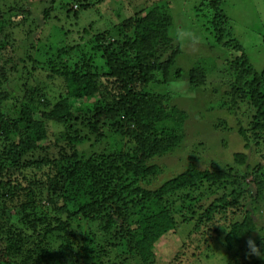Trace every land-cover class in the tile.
<instances>
[{"label": "trees", "instance_id": "16d2710c", "mask_svg": "<svg viewBox=\"0 0 264 264\" xmlns=\"http://www.w3.org/2000/svg\"><path fill=\"white\" fill-rule=\"evenodd\" d=\"M75 1L89 8L104 0ZM168 8V1L157 0L115 25L114 33L96 31L78 46L75 61L68 58L75 48L69 46L47 56L44 67L30 55L19 57L62 83L51 99L31 86L22 98L14 99L20 104L14 117L4 110L8 77L0 66V264H108V246H125L119 264H155L164 239L183 222L192 225L187 233L195 243L194 249L190 244L192 256L199 242L210 238L211 225L227 210L238 209L245 210L243 220L212 229L224 234V245L234 258L228 264L261 263L259 256L250 254L245 239L256 228L243 202L241 178L247 172L191 163L153 187L161 167L151 161L173 153L183 142L188 115L170 105L167 94L151 92L147 86L185 76L191 88H200L215 67L209 61L205 67L201 60L188 71L174 66L180 50L172 43ZM3 9L0 6V36L6 43L0 46L5 47L11 31L5 30ZM196 11L207 19L217 45L235 53L224 54L217 74L227 80L212 94L231 115L240 103L253 111L248 125L237 123V132L262 158L264 173V67L257 72L231 36L222 0H198ZM43 17L49 14L43 12ZM82 33L90 34L87 28ZM11 70L18 71L17 65ZM50 123L63 127L53 144L48 140ZM90 137L95 143L99 137L109 142L101 150H80ZM242 160L243 155L235 162ZM257 185L263 187L261 182ZM74 227L82 232L79 238ZM60 234L67 239L55 247L51 239ZM252 241L259 248L264 239ZM183 247L171 256L174 264H180L179 257L187 258ZM194 261L202 263L201 258Z\"/></svg>", "mask_w": 264, "mask_h": 264}, {"label": "rangeland", "instance_id": "374dc122", "mask_svg": "<svg viewBox=\"0 0 264 264\" xmlns=\"http://www.w3.org/2000/svg\"><path fill=\"white\" fill-rule=\"evenodd\" d=\"M155 1L157 0H104L93 7L80 8L75 0H0V6L4 8V20L7 21L5 30L12 32H9L10 42L5 47L0 46V66L5 67L8 77L4 90L9 98H4V110L9 112V116H17L20 104L14 99L22 98L31 86L41 89V92L46 93L51 99L57 95L62 83L58 78H50L49 72L34 70L28 60L20 62L19 57L30 55L38 61L39 67H44L47 56L56 54L57 49L62 46H69L75 48H72L68 58L75 61L80 51L78 46H82L91 34L99 30L114 33L115 25L132 15L136 9L147 7ZM166 1L169 2L168 9L172 17L170 36L173 45H177L180 50L174 66L188 71L194 63L201 60L205 61V67L207 61L213 62L216 70L208 71L205 86L202 85L200 88H191L185 82V76L182 80L156 82L147 86L146 90L167 94L170 97V105L177 106L188 115L184 124L183 142L173 153L161 158L154 157L151 161L161 167V173L154 179L153 187L185 170L191 163L198 168L214 167L234 171L233 173L247 172L245 177L241 178L245 187L243 202L254 216L256 228L245 239H264V173L260 169L263 160L255 152L253 145L245 146L244 140L237 132L239 126L237 123L241 121L239 124L248 125L253 111H250L248 105L240 103L237 113L231 115L219 106V98L212 94L215 87H221L222 80H227V77L217 74L224 65L223 60L226 58L224 54L235 53L217 45L213 32L206 22L207 19L196 11L198 0ZM75 4L77 17H74ZM222 9L228 17L231 36L238 40L254 69L260 72L264 67V0H222ZM43 12L48 13L49 17L44 19ZM83 28L89 29L90 34H83ZM2 41L6 43V38L0 36V42ZM12 65H17L18 71H12ZM221 119H225L227 125ZM62 129L60 124H49L50 143L59 139ZM90 139V142L83 141L79 145L80 150H101L105 147L103 143L109 142V139L104 141L101 137L97 143L92 137ZM92 144L94 147H90ZM52 151L53 147L50 152ZM241 155L244 160L235 162L236 157L241 159ZM260 182L262 188L257 185ZM48 211L51 215L54 214L51 209ZM128 214L131 218L130 211ZM245 216L244 209H238L234 213L227 210L220 221L211 225L210 238L202 239L192 256L190 244L194 249L195 243L187 239V233L192 225L183 222L181 227L164 239L161 249L157 251L155 264H174L170 261L171 256L179 251L183 244L187 258H177L180 264L188 261V264H228L229 261H234L232 252L224 245V234H218L212 228L229 221H241ZM76 225L75 223L74 226ZM74 232L78 238L82 234L76 227ZM66 239L62 234L55 235L51 239L52 245L56 247ZM108 248L110 252L105 261L108 264H119L121 262L119 256H122L120 254L122 251L126 252L125 246ZM196 256L202 259V263L194 261L198 260ZM240 261L242 262V259ZM260 264H264V259L261 258Z\"/></svg>", "mask_w": 264, "mask_h": 264}, {"label": "clouds", "instance_id": "9594fccd", "mask_svg": "<svg viewBox=\"0 0 264 264\" xmlns=\"http://www.w3.org/2000/svg\"><path fill=\"white\" fill-rule=\"evenodd\" d=\"M74 6H75V9H73V10H76L77 5L75 4ZM247 247H248L251 255H256V256H259L260 258L264 259V241H262L261 247L258 248L255 245V243L251 239H249L247 241Z\"/></svg>", "mask_w": 264, "mask_h": 264}]
</instances>
